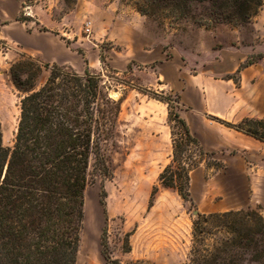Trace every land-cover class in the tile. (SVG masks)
<instances>
[{
    "label": "trees",
    "instance_id": "trees-1",
    "mask_svg": "<svg viewBox=\"0 0 264 264\" xmlns=\"http://www.w3.org/2000/svg\"><path fill=\"white\" fill-rule=\"evenodd\" d=\"M134 5L160 25L188 23L214 31L221 25L249 23L263 0H134ZM254 63L249 59L243 67ZM43 67L49 69L48 64L24 57L10 71L23 96L12 147L3 143L0 120V264H77L92 161L100 175H111L104 146L116 136L124 100L104 94L100 78L88 69L81 76L58 65L35 90ZM157 100L171 105L169 100ZM175 102L179 104L178 96ZM171 109L168 122L180 126L185 142L173 141L172 161L159 182L193 205L190 174L199 162H184L181 154L191 148L203 151L179 107L175 113ZM223 123L264 144V120ZM157 193L155 188L150 207ZM102 248L108 264H120L107 252L105 236ZM187 264H264L262 209L199 212L193 220Z\"/></svg>",
    "mask_w": 264,
    "mask_h": 264
},
{
    "label": "rangeland",
    "instance_id": "rangeland-1",
    "mask_svg": "<svg viewBox=\"0 0 264 264\" xmlns=\"http://www.w3.org/2000/svg\"><path fill=\"white\" fill-rule=\"evenodd\" d=\"M113 4L116 8L111 10ZM27 5L49 10L54 19L66 18L65 28L78 34L80 67L89 68L90 65L88 70L100 78L104 94L117 101L124 100L116 136L104 146L111 175L108 178L100 175L94 161L89 169L77 264H108L102 251L103 236L106 237L107 252L120 264H187L193 212L224 213L242 208L244 204L240 199L244 182L232 168L227 171L221 155L191 148L181 154V159L187 163L199 162L195 170L202 172L196 198L191 194L194 204L185 203L176 190L164 188L159 177L172 161L173 141L185 142L180 126L175 121L168 122L169 109L175 113L179 107L175 102L177 95L145 86L148 71L135 61L125 71L117 70L116 57L122 47L104 41L103 35L100 41L94 35L96 29L103 34L111 12H116L129 16L136 13L143 17L146 25L143 40L149 43L156 39L164 41L168 52L177 47L196 49L203 46L202 55L209 59L211 36L200 35L197 30L205 29L188 23L174 27L168 23L160 25L156 20L142 16L134 0H29ZM28 13L30 10L22 11L19 20L26 21ZM253 19L239 27L221 25L214 31H205L221 35L223 43H227L230 30H239L246 43L251 38ZM220 48V44L216 45L213 53ZM24 57L31 56L22 54L15 45L0 41V120L6 147L14 144L23 96L15 88L10 71ZM31 58L41 66L48 64ZM259 59L258 55L250 58L256 62ZM48 65L49 69L43 67L36 79L35 90L45 85L50 69L58 64ZM58 66L81 76L85 74L69 66ZM157 99L171 101L170 107ZM232 167L236 169L239 165ZM242 168L247 171L248 184L251 179L250 208H261L264 215V160L251 157V164H242ZM223 173L225 180L217 181L215 175ZM155 188L158 193L150 207Z\"/></svg>",
    "mask_w": 264,
    "mask_h": 264
},
{
    "label": "crops",
    "instance_id": "crops-1",
    "mask_svg": "<svg viewBox=\"0 0 264 264\" xmlns=\"http://www.w3.org/2000/svg\"><path fill=\"white\" fill-rule=\"evenodd\" d=\"M28 1L0 0V41L51 65L69 66L79 72L90 69V65L80 67L78 34L65 28L66 18L54 19L49 10L27 5ZM115 8V4L110 6L111 10ZM25 10H30V14L26 21H20L21 12ZM144 21L136 13L129 16L111 12L103 34L96 29L94 37L100 41L103 35L104 41L122 47L116 57L117 70L125 71L135 61L148 71L145 86L179 97V113L202 151L221 155L227 171L232 168L244 182L240 199L244 205L230 211L249 209L251 179L248 184L247 171L242 164H251V157L263 161L264 144L223 122L236 125L245 119L264 120V5L250 24L252 34L246 43L239 30H230L227 43H223L219 34L197 30L200 35L211 36L209 59L202 55L203 46L177 47L168 52L164 41H144ZM218 44L221 48L213 53ZM254 55L260 59L243 67ZM233 165L239 167L234 169ZM201 174L200 170L191 173L193 198H196ZM215 178L225 180L226 174H216Z\"/></svg>",
    "mask_w": 264,
    "mask_h": 264
},
{
    "label": "water",
    "instance_id": "water-1",
    "mask_svg": "<svg viewBox=\"0 0 264 264\" xmlns=\"http://www.w3.org/2000/svg\"><path fill=\"white\" fill-rule=\"evenodd\" d=\"M198 213H199L198 211H194V212H193V215H194V216H198Z\"/></svg>",
    "mask_w": 264,
    "mask_h": 264
},
{
    "label": "built area",
    "instance_id": "built-area-1",
    "mask_svg": "<svg viewBox=\"0 0 264 264\" xmlns=\"http://www.w3.org/2000/svg\"><path fill=\"white\" fill-rule=\"evenodd\" d=\"M90 26H91V23L89 22V23H88V27H90ZM89 31H90V30H89Z\"/></svg>",
    "mask_w": 264,
    "mask_h": 264
}]
</instances>
